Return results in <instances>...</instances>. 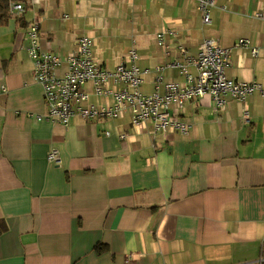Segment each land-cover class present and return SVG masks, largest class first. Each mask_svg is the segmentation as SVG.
Returning a JSON list of instances; mask_svg holds the SVG:
<instances>
[{
    "label": "crops",
    "instance_id": "0c3cea01",
    "mask_svg": "<svg viewBox=\"0 0 264 264\" xmlns=\"http://www.w3.org/2000/svg\"><path fill=\"white\" fill-rule=\"evenodd\" d=\"M215 1L209 24L197 0H24L23 13L0 24V264H264L261 90L219 110L209 94L192 99L180 114L186 134L132 124L129 110L63 125L45 117L26 51L32 23L41 48L62 57L89 36L108 68L134 47L149 93L155 66L164 82L182 83L166 63L196 58L210 37L231 48L228 77L264 90V19L255 16L264 0ZM51 148L58 163L46 159Z\"/></svg>",
    "mask_w": 264,
    "mask_h": 264
},
{
    "label": "built area",
    "instance_id": "2783aa9c",
    "mask_svg": "<svg viewBox=\"0 0 264 264\" xmlns=\"http://www.w3.org/2000/svg\"><path fill=\"white\" fill-rule=\"evenodd\" d=\"M12 16H20L24 11V0H4ZM215 0H197V11L202 23L211 22V10ZM255 16L264 19V7L255 12ZM38 25L32 23L25 29L28 38L26 51L33 61V75L43 90V99L47 113L45 117L63 125L69 123L72 116L78 115L83 119L97 117L115 118L129 110L131 123L142 124L151 122L153 130L166 134L177 131L181 134L188 132V124L182 121L180 114L192 99L209 94L214 104V110L224 107L225 99H245L255 89L261 90L259 83L243 82L230 78L225 74V66L230 54L228 47L221 46L214 38H205L200 45L196 58H188L185 62L176 59L166 63L168 67L179 68L185 76L182 83L163 81L161 66H155V85L153 91H141L144 81V71L137 65L139 58L134 47L129 48L123 59L113 68L102 66L92 54L93 41L89 36H81L76 41V48L64 57L48 52L41 48ZM162 33H157L158 45L163 43ZM246 39H239L238 45L248 46ZM251 55L256 56L258 50L249 46ZM65 65L61 74L55 71ZM195 66L196 73L188 72L186 65ZM155 70V71H154ZM90 84L91 94L84 88ZM111 96V103L96 105L89 102L90 95ZM248 111H244L243 119L250 121ZM39 119L42 116L38 117ZM108 135L109 131H105ZM125 137L124 133L119 134ZM59 153L51 148L47 160L58 163Z\"/></svg>",
    "mask_w": 264,
    "mask_h": 264
},
{
    "label": "trees",
    "instance_id": "16d2710c",
    "mask_svg": "<svg viewBox=\"0 0 264 264\" xmlns=\"http://www.w3.org/2000/svg\"><path fill=\"white\" fill-rule=\"evenodd\" d=\"M6 1L0 0V24L5 23L10 15L8 11V6L6 5ZM100 244L96 245V248L99 251Z\"/></svg>",
    "mask_w": 264,
    "mask_h": 264
}]
</instances>
